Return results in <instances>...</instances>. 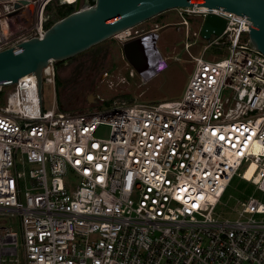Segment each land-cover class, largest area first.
<instances>
[{
    "label": "built area",
    "instance_id": "2783aa9c",
    "mask_svg": "<svg viewBox=\"0 0 264 264\" xmlns=\"http://www.w3.org/2000/svg\"><path fill=\"white\" fill-rule=\"evenodd\" d=\"M86 1L0 0V51L41 37L50 4ZM177 10L186 38L189 17L199 31L209 11ZM212 12L226 23L204 48L228 53L190 54L179 99L69 113L43 110L33 72L0 84V217L19 219V232L0 220V264H264V202L248 196L233 220L213 215L235 175L264 194V54L249 45L246 15ZM157 28L142 33L148 70L130 66L144 83L166 66L145 41ZM131 29L112 37L142 35ZM54 63L42 84L54 85Z\"/></svg>",
    "mask_w": 264,
    "mask_h": 264
},
{
    "label": "rangeland",
    "instance_id": "374dc122",
    "mask_svg": "<svg viewBox=\"0 0 264 264\" xmlns=\"http://www.w3.org/2000/svg\"><path fill=\"white\" fill-rule=\"evenodd\" d=\"M73 6L70 5L72 9ZM66 11V7L52 3L47 7V19L52 21L55 16L57 19ZM180 19L178 10L172 9L131 29L130 34L135 35L158 27L151 38L154 37L157 53L166 66L153 76L149 75L145 83L141 80V74L129 75L131 65L124 58L122 39L110 37L73 58L54 63V85L44 82L41 87L43 110L56 104L60 111L78 113L108 105L113 100L150 103L181 98L193 67L190 54L216 60L225 57L228 50L225 46H220V49L212 45L204 48L207 41L199 35L200 19L196 16L189 17V38H186L184 26L177 23ZM186 42L191 43L187 50ZM108 131L107 126L101 125L96 135L105 137ZM74 180L73 176H69V183ZM248 196L264 202L263 193L251 182L235 175L213 215L231 220L237 218L235 209ZM0 220H5L6 224L19 232L17 215L4 214Z\"/></svg>",
    "mask_w": 264,
    "mask_h": 264
},
{
    "label": "water",
    "instance_id": "95a60500",
    "mask_svg": "<svg viewBox=\"0 0 264 264\" xmlns=\"http://www.w3.org/2000/svg\"><path fill=\"white\" fill-rule=\"evenodd\" d=\"M193 5L209 10L199 27L201 38L222 33L226 20L212 12L222 8L248 17L249 45L264 54V0H87L82 7L76 2L73 11L50 24L41 37H31L16 47L1 50L0 84L15 83L33 72L41 94V70L49 60L60 62L73 58L165 11ZM144 37L142 34L122 43L124 58L137 72L146 66L141 43Z\"/></svg>",
    "mask_w": 264,
    "mask_h": 264
},
{
    "label": "bare ground",
    "instance_id": "6f19581e",
    "mask_svg": "<svg viewBox=\"0 0 264 264\" xmlns=\"http://www.w3.org/2000/svg\"><path fill=\"white\" fill-rule=\"evenodd\" d=\"M151 36H152V34L148 35L147 38L145 39V41L146 42H151V44H152L153 39L151 38ZM144 69H145V71L148 70V69H146V67ZM251 172H252V166L245 172L244 178H246L247 180H250Z\"/></svg>",
    "mask_w": 264,
    "mask_h": 264
},
{
    "label": "trees",
    "instance_id": "16d2710c",
    "mask_svg": "<svg viewBox=\"0 0 264 264\" xmlns=\"http://www.w3.org/2000/svg\"><path fill=\"white\" fill-rule=\"evenodd\" d=\"M60 5V4H59ZM62 6H64V7H66V12L62 15V16H59L57 19H60V18H62L63 16H65L66 14H68V13H70L73 9L70 7V5H62ZM68 7H70V8H68ZM162 14V13H161ZM161 14H159V16L161 15ZM55 18V19H54ZM56 19V16L55 17H53V20L52 21H49V19H48V21H47V27L51 24V23H53L55 20H57ZM55 63H57V62H55Z\"/></svg>",
    "mask_w": 264,
    "mask_h": 264
},
{
    "label": "flooded vegetation",
    "instance_id": "af4514ba",
    "mask_svg": "<svg viewBox=\"0 0 264 264\" xmlns=\"http://www.w3.org/2000/svg\"><path fill=\"white\" fill-rule=\"evenodd\" d=\"M88 1H90V0H88Z\"/></svg>",
    "mask_w": 264,
    "mask_h": 264
}]
</instances>
